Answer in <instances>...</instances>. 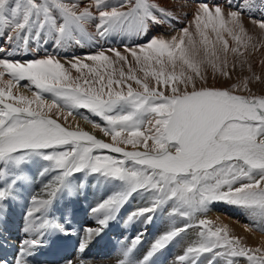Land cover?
<instances>
[{"label": "snow or ice", "instance_id": "1", "mask_svg": "<svg viewBox=\"0 0 264 264\" xmlns=\"http://www.w3.org/2000/svg\"><path fill=\"white\" fill-rule=\"evenodd\" d=\"M229 8L236 10L225 13L219 5H198L194 19L202 49L188 28L170 39L153 37L138 45V51L126 47L125 51L141 65L144 80L131 74L130 67L128 75L121 70L123 79L110 76L106 86L96 89L94 85L104 76L75 57L68 61L72 68H89L99 77L92 86L73 82L64 65L52 56L26 63L0 59V78L6 74L11 77L0 79L5 85L0 87V211L32 184L33 166H43L41 178L57 173L41 194L30 198L23 229L28 238L21 241L12 264H27L26 257L44 246L50 232L77 235V252L83 254L93 237L100 235L137 193L147 195L148 206L131 212L126 224L138 219L149 224L169 205L167 214L172 223L135 264H151L157 253L190 228L200 229L197 240L176 257L174 264H203L205 259L207 264H216L218 259L236 264L235 258H246L248 264H264V247H248L240 237L231 235L227 225L216 226L206 218L197 220L214 203L223 202L246 210L256 222V229L264 231V95H240L235 91L241 85L247 89L249 79L260 77L253 73L230 88L197 87L196 83L205 79L201 71L205 64L231 79L227 70L229 51L240 59L242 68L248 63L244 57L252 37L242 20L245 12L264 33V0H241L238 5L229 0ZM256 12L261 14L260 19L253 18ZM174 19L175 13L155 0H91L85 7H80L79 0H0V39L25 51L31 43L39 46L41 40L46 43L48 39L54 40L57 47H65L97 37L105 39L114 33L147 34L151 25ZM201 22L203 29L211 27L217 41L222 42V61L215 49L209 52V37L201 29ZM89 24H94V34L87 30ZM221 32L232 37L237 46L231 47ZM241 46L245 52L240 51ZM108 51L127 62L128 57L118 50ZM84 59L97 62V67L112 62L103 50ZM148 78L155 80V87L150 86ZM25 79L38 90L34 93L39 102L35 109L32 99L13 91ZM128 80L141 90L134 89ZM43 93L51 94L52 103H44ZM60 107L69 109V115L71 109L82 107L101 117L106 121L103 130L113 142L97 139L79 128L64 127L44 113L45 108L50 112ZM121 144L132 145L134 150L127 151ZM104 149L120 153L123 158L97 154ZM79 172L96 174L118 189L91 209L98 226L83 228V235L71 229L70 217L66 216L63 223L47 217L58 194L66 191L71 196L84 186L70 179ZM176 217L183 218L182 226L176 225ZM142 236L138 234L130 245L122 247L117 264H133L130 255ZM0 264L10 262L0 259ZM66 264L75 262L69 260ZM78 264L87 262L79 259Z\"/></svg>", "mask_w": 264, "mask_h": 264}, {"label": "rangeland", "instance_id": "2", "mask_svg": "<svg viewBox=\"0 0 264 264\" xmlns=\"http://www.w3.org/2000/svg\"><path fill=\"white\" fill-rule=\"evenodd\" d=\"M165 1H167V0H165ZM176 1L177 0H169L171 6L168 7V6H165L163 4H159V2L157 0H155V2L158 3L160 6L165 7L169 10L171 9V11H173V12L175 10L174 13L178 19H174V20H171L170 22L159 24V25H151L149 27L147 34H141L139 36H136V35L128 36V35H124V34L114 33V34L109 35L105 39H100L97 37L93 41L85 40L80 45L75 44V43H70L69 45H67L65 47H61V48L55 46V41L53 43V41L51 39L47 40V42H46V44H48V46H45V41L41 40L40 45H39L41 47L40 50H36L35 48H33V45H34V42H33L29 45V48L27 51H25L23 49H16V52L13 53V56L11 58L7 57V59L12 60L13 62H17V61L21 62L23 60V62H21V63H26L29 60L42 59V58H45L47 56H52L54 59L59 60L64 65V69L70 75L73 82H79L85 87L92 86V82L99 79V77L95 74V72H91L89 70V68H83V69L77 70V69L72 68L70 66V64L68 63V61H71L74 57L78 58V59L82 60L83 63L88 64L90 66V68L96 69V71H98L100 75L104 76L105 79L101 83H96L94 85V87L96 89H99L101 86H106L107 80L110 76L113 79H123L120 77L121 70L126 75H128L130 67L132 69L131 74L136 75L140 79L144 80L145 76H144V71L141 70V65H137L135 63L131 54L125 51L126 47L137 48L138 45L146 44L153 37H164L166 39H170L172 36L177 35L181 31V29L188 28L189 31L194 34V38L197 41V47L202 49L203 46H201L199 44L201 37L196 35L197 29H196V22L194 19L198 5L200 3H205L210 8H214L215 6L219 5L220 7H222L224 9L225 13H227L230 10H236V8H229V0H180V1H182L181 10L179 12L180 14L179 13L177 14L176 10L178 8L175 9V7L178 3ZM84 2L86 3V5H88L91 2V0H79V3H81V4H84ZM117 2H118V0H110V3H117ZM240 2H241V0H231V3L233 5H238ZM186 5L188 7H186ZM192 5H196V6L192 7ZM260 16H261V14L259 12H256L253 18L254 19H260ZM242 20L244 22V27L247 30L248 35L252 37L251 44L248 46L246 52L242 46L240 48L241 52H245L244 58L247 59L248 63L245 64L242 68L241 64H240V59H238L235 56V54H233L232 52L229 51L227 53V61H228L227 70L230 72L231 79L222 76L219 72H213L212 67L208 64H205L201 69L202 75L205 77V79H203V80L198 79L196 81L197 87L206 86V87H217V88H230L234 84H239L246 77H252L253 73H255L256 76L260 77L259 80L255 79V78L249 79L248 84H247V89H245L243 87V85H241V87L239 89H236L235 91L237 94H240V95H256V96L264 95V33H261V30L251 22L247 12H245L242 15ZM201 29L209 37V44H208L209 52L211 53L212 50L215 49V52L217 53V55L220 57V60L222 61L224 59V56H225L224 51H223L222 42L217 41L216 34L211 31V27H209L208 29H203V22H201ZM87 30H89V32H91V33L94 31V33H95L94 24H89V26H87ZM221 35H223L224 38L226 40H228L229 45L231 47L237 46L236 41H234L232 39V37H230L226 32H221ZM1 40H2V43L4 41L6 42V40H3V39H1ZM5 44L7 47L8 43L6 42V43H4V45ZM252 45H256V47L253 48ZM12 48L14 51L15 47L12 46ZM57 49L59 50V52L57 51ZM108 49H116L121 53V55H126L128 57L127 62L119 61L118 58L115 57V54L111 51H108ZM102 50L105 52V55L110 57V60L112 61L107 66H105L104 64L101 63L99 65V67H97V62H93L91 60L84 59L86 56L94 55L98 51H102ZM138 50L139 49L137 48V51ZM13 51L11 50V52H13ZM86 52H88V53H86ZM57 55H62V57H59ZM233 65H235V67H233ZM249 65H251V71H249ZM2 70L3 69L0 68V71H2ZM147 70L151 71L152 69L148 68ZM177 71H179V67H177ZM76 78H79V80L77 81ZM0 79H2V81H7V80L11 79V77L6 74L3 78H0ZM25 80H27V79H25ZM25 80H22L19 83H21ZM85 80L89 81L88 85L83 84V82ZM148 82L150 83V86H153V87L156 86L155 80L148 78ZM127 83L131 84L134 89L141 90L139 88V86L135 84L134 81L128 80ZM13 84L15 85L16 82L13 81ZM18 85L13 88L14 93L17 95H25L29 99H32L34 102L31 106L35 109L37 106V103H39V102L35 100L34 94L31 95L27 92H24V93L21 92ZM2 86H5V85L2 82H0V87H2ZM161 89L163 90V86H161ZM123 90L126 92L127 91L126 87ZM43 94H42L43 100H48V99H46V97ZM45 94H48V93H45ZM9 102H12V101H9ZM44 103L50 104V103H52V101H50L49 103H46V102H44ZM79 108L87 111V113L90 115V117H89L90 120L93 121V119H94L96 121L97 118L100 119V122L98 124L99 127H97V129H99L98 132L103 134L106 137V139H108L112 143L113 141L111 139V136L106 135L104 130H103L104 127L106 126V121H104L101 117L91 113L88 109L78 107V109ZM44 113L57 117L68 127H74L72 114L71 115L68 114L69 110H61L60 108H58V109L53 108L49 112L48 109L45 108ZM93 116L96 118H93ZM65 117H67V119H65ZM101 121H103V122L101 123ZM125 135H126V133H125ZM121 145L125 146V147H133L132 145H126V144H121ZM97 154L111 155V156H114V157L120 158V159L123 158V156L113 155L112 153H110L108 151L102 152L101 150H99ZM144 197H147V196L145 194L138 193V197L134 198V200H133L134 205L139 204V203L141 204V203H143V201L145 202L146 198H144ZM216 205L223 207L228 212L231 211L232 208L234 207V209H236V210H232V212L234 211L233 214L231 215V213H229L228 216L230 215L233 219L241 220V221H244L245 223L248 222L247 225L251 224L249 226V227H251V229H253L257 233H259L260 235L264 236V231H259L256 229V222H254L253 218L251 217V215L249 213H247L246 210L239 208V207L229 205L227 203H223V202L214 203V206H216ZM230 206H232V208ZM167 213L168 212H165L166 215L161 220L162 225H160V222L157 220L155 222L152 221L150 223L152 226V231H151L152 236H149V239H152V238L155 239L158 236L157 234H160L161 232L163 233V231L165 232L166 229L168 230V226H170V224L172 223V220H170ZM202 218H206V219L212 221L216 226L227 225L228 230L230 231L231 235L240 237L242 242L245 245H247L248 247H251V248L264 247V242L252 241L250 236H247L246 234L239 232L235 228H232L228 223L221 220L218 215H215V214L208 215L206 213H202V214H199V216H197V220L202 219ZM167 219H168V222H167ZM175 220H177V219L175 218ZM182 222H184V221H182ZM182 222L176 221L175 223H179V224H177V226H182ZM152 223H154L155 226L152 225ZM153 226H154V228H153ZM145 228L150 229V225L148 224V226H146ZM196 230H198V232H199L200 229L197 228ZM153 232H154V234H153ZM180 237L174 241V244L171 243L169 246H167L165 248L166 253H167L166 256L163 257L161 255V253H159L158 256L153 259L154 261L153 260L151 261V264H164L165 262H166L165 264H174L176 257L183 254V250L186 248L183 246H187V243L191 244L190 242L192 240V233L190 232V229L187 232L181 234ZM153 239H152V241H153ZM147 241L149 242V244L152 242L151 240L150 241L147 240ZM178 241H180L179 243H181V248H179V247L176 249L173 248V246L175 244H176V246L179 245ZM176 252L177 253L179 252V253L176 254ZM142 258L143 257H140V259H142ZM162 259H164V260H162ZM235 259H236V264H248V261L246 260V258H235ZM161 260H162V262H160ZM169 261H170V263H169ZM203 264H207L206 259L203 260ZM216 264H225V261L223 259H220V260L218 259L216 261Z\"/></svg>", "mask_w": 264, "mask_h": 264}, {"label": "bare ground", "instance_id": "3", "mask_svg": "<svg viewBox=\"0 0 264 264\" xmlns=\"http://www.w3.org/2000/svg\"><path fill=\"white\" fill-rule=\"evenodd\" d=\"M157 1L159 2V4H163L168 7L171 6L169 0H167L168 2L165 0H157ZM176 2L178 4L176 5L175 9L178 8L176 10L178 14L181 10L182 1L177 0ZM79 5L80 7L83 6V4L81 3H79ZM194 6L196 5H192V7ZM186 7L188 6L186 5ZM92 33H94V31ZM4 43L6 42L4 41L2 43V40L0 39V49H5V51H0V59L7 57L11 58L13 56V53L16 52V49H14L13 51L12 46L7 44L8 47H6V44L4 45ZM11 50L13 52H11ZM18 87L21 92L23 93L27 92L31 95L38 91L33 85H31V82L28 80L19 83ZM43 95L46 97V99H48V100H43L44 102L49 103L50 101H52L51 99H53V97L50 94L44 93ZM60 109L69 110L64 107H60ZM71 113L73 117L74 127H68L60 119H58L53 115L50 114H46V115L50 116L52 119H56L64 127L70 128L72 130H75L77 128L82 129L84 131H87L89 134L95 136L97 139L103 140L107 143H111L108 139H106V137L103 134L98 132L99 129H97V127H99L98 126L100 122L99 118H97L96 121L94 119L93 121L90 120L89 119L90 115L87 113V111L82 110L80 108L71 109ZM85 117H87V119H85ZM93 118L96 117L93 116ZM102 122L103 121H101V123ZM120 146L125 148L127 151L134 150L133 147H125L122 145ZM139 150L143 151V148L141 147ZM101 151L102 152L108 151L112 153L108 149H104ZM112 154L117 156H122V154L120 153H112ZM42 167H43L42 165L32 167L31 173L33 177L39 176V171L42 170ZM52 175L55 176L57 175V173L53 171ZM70 179L74 184L83 183L84 186L82 188H79L80 193L76 191L73 195L70 196L66 191H64L58 194L55 200L53 201L52 206L48 210L47 217L49 219H54L59 221L60 223H63L64 218L68 216L70 217L71 229H76L79 231L80 235H83V231H82L83 228L85 227L95 228L98 226L97 217L91 213V209L93 207H96L99 202H101L103 199H106L109 195H111L114 191L118 189L116 185L105 182L101 177L97 176L96 174L79 172V173H75L73 177H71ZM43 187L44 186L33 188L30 185L23 191L22 196L18 197L17 200L6 202L7 203L6 210L0 211V259H7L10 262V264L14 262L15 256L18 254L21 241L28 238L24 233L23 229L26 223V213L28 211L30 198L32 195L41 194V190ZM79 195H83L85 198L91 195L92 196L95 195L96 196L95 203L90 206H85L83 202L80 200ZM136 197H138V193L134 194L133 197L130 198L121 207L119 212L116 214V218L114 220L109 221L107 227L104 228V230L100 233V235L93 237L91 243L89 244V246L87 247V249L83 254H78L77 252L79 246V237L77 235H64L59 232H50L45 237L44 246L39 247L33 251V253L30 255L32 261L31 263H27V264H38L39 258L45 254L50 255L51 259L54 261L59 258H64L65 261L62 264H66V261L69 260L74 261L75 264H78L79 259L85 260L87 264H117V260L121 258L120 251L122 247L130 245L132 239H134L138 234L143 233V236L141 237V243L136 246V248L133 250V253L130 255L131 261L135 263L140 259V257H143L147 253V251L151 246V243L154 241L153 238H152L153 241L152 239H149V236H152L151 233L152 226L150 223H149L150 229L149 228L146 229L145 227L148 226V224H145L142 220L139 219L127 224L125 223V220L127 219L128 215L131 212L137 210L140 207L148 206V197H144L146 198L145 202L143 201V203L141 204L139 203L134 205L133 200ZM230 207L232 208V206ZM170 208L171 206L169 205L168 209L165 212H168ZM232 210H236V209H234L233 207ZM232 210L228 212L223 207L218 205L214 206L213 204L211 206V209L207 211L206 214L218 215L221 220L228 223L232 228H235L239 232L244 233L247 236H250V238L254 242H264V236L260 235L259 233L251 229V227H249L251 224L247 225L248 222L245 223L244 221L233 219L230 215L228 216L229 213H231V215L233 214L234 211L232 212ZM165 212L163 213L157 212L155 214L153 222L157 220L160 222V225H162L161 220L166 215ZM176 219L177 220H175V222L184 221L183 218L180 217H176ZM177 224L179 223H176V225ZM152 225H154V223H152ZM196 229L197 228H190V232L192 233V240L190 243L197 240L198 230ZM160 234L157 235L159 236ZM147 240L149 241L151 240L152 242L149 244ZM179 242L180 241H178V243ZM188 245L189 244L187 243V246ZM175 246L176 244L173 246V248L175 249L178 247L181 248V243H179L178 246L176 247ZM187 246H183V247H187ZM159 253H161L163 257L166 256L167 254L166 249H164L162 252ZM159 253H157L152 258V260L156 258ZM178 253L176 252V254ZM162 260L160 262H162Z\"/></svg>", "mask_w": 264, "mask_h": 264}, {"label": "crops", "instance_id": "4", "mask_svg": "<svg viewBox=\"0 0 264 264\" xmlns=\"http://www.w3.org/2000/svg\"><path fill=\"white\" fill-rule=\"evenodd\" d=\"M69 2H72V0H69ZM85 6H87L86 3H84L82 7H85ZM48 40H50V39H48ZM51 40H52V39H51ZM52 41H53V43H54V40H52ZM45 46H48V44L45 43ZM33 48H35L36 50H40L41 47H40V46H37V45L34 43ZM59 48H61V47H59ZM15 49H17V48H15ZM57 51L59 52L58 49H57ZM57 56L62 57V55H57ZM17 62H20V61H17ZM21 62H23V60H22ZM21 62H20V63H21Z\"/></svg>", "mask_w": 264, "mask_h": 264}]
</instances>
